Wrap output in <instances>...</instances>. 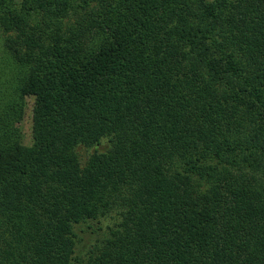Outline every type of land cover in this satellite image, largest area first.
I'll return each instance as SVG.
<instances>
[{"label":"trees","instance_id":"obj_1","mask_svg":"<svg viewBox=\"0 0 264 264\" xmlns=\"http://www.w3.org/2000/svg\"><path fill=\"white\" fill-rule=\"evenodd\" d=\"M0 35V264H264V0H0Z\"/></svg>","mask_w":264,"mask_h":264},{"label":"rangeland","instance_id":"obj_2","mask_svg":"<svg viewBox=\"0 0 264 264\" xmlns=\"http://www.w3.org/2000/svg\"><path fill=\"white\" fill-rule=\"evenodd\" d=\"M3 38L0 35V115L9 107V105L18 99V91L16 89V70L13 55L4 48L2 44ZM15 74H14V73ZM23 104V116L12 121L15 128L16 137L20 142L30 144L32 140V114L34 107V97L25 96L20 99ZM10 120V118H9ZM106 143L99 146L98 149L104 150ZM95 148L80 147L79 152L81 159L84 161ZM99 234H90L87 232H80L78 237L79 243L77 252L84 255L91 248H94L98 243L97 237Z\"/></svg>","mask_w":264,"mask_h":264}]
</instances>
